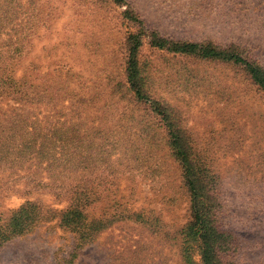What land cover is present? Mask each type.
Here are the masks:
<instances>
[{"label":"rangeland","instance_id":"1","mask_svg":"<svg viewBox=\"0 0 264 264\" xmlns=\"http://www.w3.org/2000/svg\"><path fill=\"white\" fill-rule=\"evenodd\" d=\"M17 1L19 17L0 20V224L26 201L52 216L7 239L0 264H188L181 231L191 220V193L169 129L150 109L155 99L172 111L195 158L214 175L208 178L217 224L234 237L231 264H264V91L242 66L174 51L173 44L237 49L264 68V0H38L35 12L47 23L30 42L14 31L29 6ZM18 36L22 49L14 44ZM135 45L146 83L141 93L127 70ZM30 62L50 80L67 81L84 117L122 133V165L117 150V170L106 177L122 200V220L84 247L60 223L68 193L58 196L45 183L46 170L41 174L19 151L26 130L14 124L27 105L14 96L26 85ZM96 188L109 192L104 184ZM143 214L157 218L156 233L139 221ZM194 259L200 261L197 252Z\"/></svg>","mask_w":264,"mask_h":264},{"label":"trees","instance_id":"2","mask_svg":"<svg viewBox=\"0 0 264 264\" xmlns=\"http://www.w3.org/2000/svg\"><path fill=\"white\" fill-rule=\"evenodd\" d=\"M2 1L0 0V20L7 19L11 14L7 21L14 22L19 17L16 12L18 1ZM37 1L29 0V6L25 10L26 20H21L18 24L20 28H14L15 34L20 29L22 33H26L27 42L32 40L33 33L41 24L44 26L47 23V20L40 19V11L35 12L37 7L34 5L38 4ZM21 38L22 36H18L14 42L18 49L24 48L20 43ZM173 44L174 51L242 66L253 82L264 91V68L251 62L237 49L198 42L182 44L174 41ZM137 48L138 45H135L131 49L127 70L132 86L137 93H141L142 89L146 90V83L142 78L143 70L137 54L133 55ZM15 91L16 100L27 105L25 114L16 118L14 124V127L26 130L23 148H19V151L23 152L28 162L38 167L41 174L46 170L45 177L48 181L45 183L57 190L58 196L63 191L68 193L67 205L60 211V223L74 233L78 247H84L93 242L101 231L122 220V200L116 198V189L110 188L114 184L111 182L108 186L110 178H106L117 170H113L112 164V156L117 150V154H120L117 159L118 167L122 165V133L108 129L105 124L96 125L95 120L90 121L84 117L80 106L73 107V95L67 81L50 80L41 74L35 62H30L28 66L25 87L19 86ZM65 101H68V105H65ZM42 106L49 112L41 115V111H36ZM150 109L158 116L161 115L169 129V146L182 165L185 185L191 193V220L181 231V251L185 261L188 264H231L228 256L235 249V244L232 243L234 237L217 224L218 198L211 193L213 179L208 178V175L211 178L214 175L205 168V164L195 158L192 146L183 136L172 111L156 99ZM131 160L130 158L127 162L129 168L132 167L129 166ZM133 160L137 161L136 155ZM146 171L147 175H153V171ZM41 180L39 184L42 183ZM96 184H104L105 190L109 192L105 195L98 193ZM99 204H103V207L96 215L92 210ZM51 216V212L45 211L39 202L26 201L11 214L6 223L0 224V246L14 235L31 231ZM141 216L143 217L139 221L149 224L152 233H156L157 218L146 217L145 214ZM195 252L200 256L199 262L194 259Z\"/></svg>","mask_w":264,"mask_h":264}]
</instances>
